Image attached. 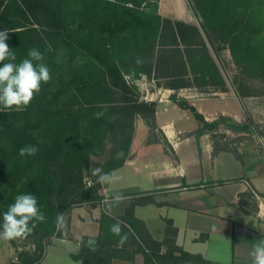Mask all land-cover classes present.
<instances>
[{"label": "trees", "instance_id": "trees-1", "mask_svg": "<svg viewBox=\"0 0 264 264\" xmlns=\"http://www.w3.org/2000/svg\"><path fill=\"white\" fill-rule=\"evenodd\" d=\"M235 1L237 0H204L201 3L205 7H202L201 4L199 6L198 0H194L193 10L196 12L198 9L203 19L201 34L198 28L187 22L163 19L157 14L156 0H58L55 8L47 7L41 14L42 21H36L38 16L34 11H39V7L46 0H0V32L6 29L8 36L13 34L17 38L14 44H10L16 55L14 62L17 64L27 58L30 49L41 51L46 45L39 34H46L48 38L52 37L56 41L60 40L61 44L66 42L69 47L70 44L65 40L70 38L74 29L79 38L77 47L71 45L74 51L66 57L67 62L76 65V69L67 68L65 76L62 74L64 65L61 62L56 63L55 44L50 42V53L43 62L50 68L51 80L42 83L41 91L27 107L28 111L0 112V223L3 213L14 203L18 194H31L28 185L31 180H35V186L40 185V188L48 182H53L63 188L62 192L66 194L65 198L57 201L50 193V187L42 193L39 188H33L32 191H37L33 195L37 198L40 211L46 217L44 222L34 221L39 234L38 243L42 238L55 232L58 213L83 201L101 199V195H93L94 192L91 196L80 195L84 187L82 169L88 164L89 158L98 156L105 145L104 142L110 141L113 150L104 170L109 173L121 166L129 155L136 117H141L151 131L156 129L154 103L139 100L138 94H135L137 86L124 77L132 72L135 76L137 75L135 72H138V75L139 72L149 75L152 70L157 69V65L155 68L151 65L153 57L150 54L151 48L157 42L156 39L158 44L164 47L162 58L156 63L166 62L168 73L175 77L167 85L174 88L187 85V82L180 78L188 73L204 85H212L211 79L220 82L218 68L202 38L204 35L209 39L208 29L214 23L218 25L221 34H227L224 40L229 39L232 42L233 39L236 41L239 35H244L248 43L258 45L262 41L260 46L264 50V25L256 23L257 15L264 18V0H241L243 3L239 11L234 8ZM151 5L153 10L149 12ZM151 17L155 18L156 23ZM48 20L54 22L55 27L45 25L48 29H41L44 25L41 23ZM161 20H166L165 24H162ZM242 20L248 21V26L238 27L239 21ZM33 21H36L40 28L33 27L31 23ZM128 27L133 29L129 31ZM170 27L172 28L168 29ZM230 51H233V47ZM136 58L144 62H141L140 66L132 67L128 61ZM52 64L56 66L55 70H51ZM2 66L0 63V67ZM126 66L135 69L127 70ZM66 78L69 82H66ZM91 86L107 92L114 86L123 91H134V96L121 98L108 95L110 97L104 99L95 95V92L91 91ZM65 99H69V102L66 103ZM35 101L44 103V108L39 110L44 112L39 113L40 119L45 115L53 117L52 114H56L55 110L62 109L68 120L63 116L53 123L43 124L39 118H33L31 108L37 104ZM179 106L190 110L201 123L197 135L213 130L222 123L235 130L242 128L241 124L229 122L230 120L224 117L207 123L193 106ZM100 111H104L105 116L96 119L94 114ZM17 114L22 116L18 118ZM29 114H33V117ZM113 115L119 118L112 121L110 118ZM30 121H33V126L40 123L41 133L36 131L30 133L27 127ZM64 134L67 135V139L74 137V140L65 139ZM40 137H44V140L39 141ZM25 145L37 146L39 156L21 157L18 150ZM118 151L124 153L121 159L115 158ZM33 162L27 176L23 171ZM85 193L90 194L91 190H86ZM100 219L103 227H108V232L110 226L117 222L104 213ZM123 219L132 225L134 221L132 205L127 209ZM122 228L125 230L123 226ZM105 236L101 234L93 237L97 241L95 252L90 251L81 242V249L73 257L80 259L83 264H109V259L116 253L112 252L113 249L104 247L105 244L108 246L110 244L104 240ZM138 236L142 239V235ZM108 237L114 235L110 232ZM89 238L84 237L82 240L87 241ZM143 240L145 246L149 248H140L139 251L145 258V264H210L202 257L188 254L176 247L174 241L168 237L162 242L153 241L148 237ZM163 245L166 249L159 253V248Z\"/></svg>", "mask_w": 264, "mask_h": 264}, {"label": "crops", "instance_id": "crops-1", "mask_svg": "<svg viewBox=\"0 0 264 264\" xmlns=\"http://www.w3.org/2000/svg\"><path fill=\"white\" fill-rule=\"evenodd\" d=\"M155 72L139 73L131 81L141 93L139 100L154 103L156 129L151 131L136 117L129 155L109 172L119 179L101 184L100 200L71 208L66 227L40 243L0 239V264H83L73 257L82 239L106 233L104 240L110 244L104 247L116 253L109 264H145L139 252L149 249L145 237L157 242L168 237L210 264H252L253 246L264 238V143L257 139L264 133L219 124L197 135L201 125L175 97L194 106L207 123L224 117L242 125L248 118L237 94L229 84V91L210 90L195 97V87L161 84ZM244 160H249L248 167ZM116 193L125 199L114 203ZM131 205L132 225L123 219ZM103 213L122 222V234L127 235L123 245L119 237H108ZM165 249L161 246L159 253Z\"/></svg>", "mask_w": 264, "mask_h": 264}, {"label": "rangeland", "instance_id": "rangeland-1", "mask_svg": "<svg viewBox=\"0 0 264 264\" xmlns=\"http://www.w3.org/2000/svg\"><path fill=\"white\" fill-rule=\"evenodd\" d=\"M202 1L204 0H200V2L198 0L199 6L201 4L202 7H205L204 4L201 3ZM256 1H259V0H256ZM57 3H58V0H46V2L41 7H39V11L38 10L34 11L35 15L38 16V19L36 21L38 20L42 21L40 20L41 14L46 11L45 9L47 7L55 8L57 6ZM156 3H157V11L161 12L160 16L162 15L161 17L163 19H166L168 21L169 20L171 21L179 20V21L187 22L188 24L198 28L201 34L203 33V29H202L203 19L199 14L200 12L198 11V9L196 10V12L193 10V7L195 5L194 0H180V5L182 6V8L179 7V0H156ZM242 3L243 2L241 0L235 1L234 8H237V10L239 11L240 5ZM152 8H153V5L149 7L148 11L151 12V10H153ZM151 18L153 22L156 23L155 18L154 17H151ZM166 20H161V23L165 24ZM36 21L31 22L33 23L32 26L35 28H40L39 25L36 24L37 23ZM247 22L248 21H245V20H242L241 22L239 21L238 27H241L242 25L248 26ZM256 23L257 25H261V24L264 25V18H262L260 15H257ZM41 24H44L41 27V29H45V30L48 29L47 26L45 25H49V26L55 25L54 22L51 23L49 22V20L48 22L43 21ZM171 28L172 27L168 29H171ZM209 28H210L208 29L209 39H207V37H205L204 35H202L203 36L202 38L204 39L207 45L211 58L213 59L215 65L218 68V71L220 73V79H219L220 82L218 83L216 79H211L212 85L211 84L204 85L203 83H200V81L197 78H195L193 75L189 73L185 77L180 78V79L181 80L184 79L187 82V85L195 87L196 90L192 91L195 97L200 96L199 93H202V95H205L207 92H210V90L212 91L217 90L218 92L229 91L230 90L229 86L231 85V87L233 88L232 90H234V92L239 97V101L244 107L246 114H247V118H248V122L242 124V128L238 130H243V129L252 130L253 132L258 133V134L264 133V50H262V46H260L262 41L258 45H254L253 43L252 44L248 43V39H246V36L239 35L236 41H234L233 39L231 42V40L229 41V39L228 41L224 40L226 39L225 37H227L226 36L227 34H221V32L218 30V25L216 23L212 24L211 27L209 26ZM132 29L133 27H128L129 31H131ZM39 35L46 42V45L40 51L43 57L45 58V60H46V56L50 53L49 49H51L49 46V43L52 42L55 44L54 55L56 58L55 59L56 63L61 62V64L64 65L63 67L64 70L62 74L65 76L64 73L67 72L68 70L67 68L76 69V65H73L71 62H67V59H66V57L69 56L70 53L74 51L73 47H77V44L79 43V40H78L79 38L77 36L78 34L76 32V29H74V33L70 35V38L65 40L70 44V47L66 45L67 44L66 42L64 44H61L60 40L56 41V40H53L52 37L48 38L46 34H39ZM165 36H167V34H165ZM16 40L17 38H15V36L12 34L11 36L9 35V39L6 41V43L12 49L10 44L11 45L14 44ZM156 41L157 42L151 48V52H150L151 56L153 57L151 65L153 66V68H155L157 65V69H156V72L154 73V77L157 78L159 83L167 84L169 82H172L175 79V77L166 73L167 64L165 61L163 62L159 61V64L156 63L158 59L161 60L162 58L161 55L163 53L162 49L164 48L162 47L161 44H158V39H156ZM180 47L182 49L183 45H181ZM231 47H233L234 54H233V51L232 52L230 51ZM128 62L130 63V65H132V67H136V66H140L141 62H144V60L136 58V59H130ZM51 66H52L51 70L56 69V66H54V64H52ZM162 68H166V69L162 70L161 72V70L159 69H162ZM126 69L133 70L135 68L128 67ZM135 74L138 75V72L137 73L135 72ZM136 76L134 75V72L124 75L125 79L130 83L132 80L134 83V81L136 80L134 78H136ZM66 82H69L68 78H66ZM71 83L74 84L75 82H71ZM57 84L58 83H55V85ZM55 87L56 86H54V88ZM111 87H112L111 88L112 90L107 92L101 89L97 90L91 86V89H92L91 91L95 92V95H97L98 97H102V98L104 97L107 98L108 95L117 96L121 98H128V97L134 96V91L132 92L123 91V90L117 89V87L116 88L114 86H111ZM135 94H138V97H140L141 93L138 88H137V91H135ZM175 99L177 100V103L179 105L192 106L188 102L182 100L180 96L178 98L175 97ZM65 102L68 103L69 99H65ZM34 103H37L36 105H34V107L31 108V110L33 111L34 117H33V114L31 115L29 114V115L30 117L40 119L39 113H44V112H39V110L44 108V103H42L41 101L39 102L35 101ZM40 105L43 107H39ZM25 110L28 111V108H26ZM55 111H56L55 112L56 114H52L53 117L48 116V115L41 117L40 120L42 121V123L50 124V123L57 121L58 118H62L64 116L62 109H57ZM17 115H18V118L22 116L19 114ZM64 118L67 119L65 116ZM196 120L199 122L197 118ZM24 124H26V122H24ZM199 125H201L200 122H199ZM27 127L30 129V130L28 129L30 133H32V131L41 133L40 130L42 128H41L40 123L38 126L36 125L33 126V121H30ZM227 127L231 128L228 125ZM64 138L67 139L66 134H64ZM38 140L39 141L44 140V137H40ZM67 140L73 141L74 137L72 139L68 138ZM256 140L257 139H255V141ZM104 144H105L104 147L99 152L100 154L98 156L90 157L88 164L82 169V174H83L82 182L84 184V187L87 188L85 189L83 187V190L81 191L82 194H80L82 196H91L92 192H94L93 195L94 194L100 195L101 184L96 182L97 177L92 175V170L95 168H101L104 171L106 169V161L113 150V145L110 141H105ZM36 155H38V153ZM244 162H245L244 167H248L249 160H244ZM33 164L34 162L31 163V166L25 167L23 173L24 174L27 173L26 175L28 176L30 172V168L33 166ZM28 185L30 186L29 191L31 192V194H33L34 192H37V191H32L34 190L33 188H39L42 193L44 192L45 189L47 190L50 187V193L54 195L57 201L61 200L62 197L64 198L66 197V194L62 192V190L64 189L59 187L53 182H48L45 185H42L40 188V185L35 186L36 185L35 180H31L28 183ZM86 190H91V193L90 194L85 193ZM91 202H94V201H91ZM83 203H88V202L83 201L79 204H83ZM76 206H73V207H76ZM71 208L64 209L63 212L61 213H64L66 217L67 214L71 211ZM37 230H38L37 227H35L33 232L29 234L28 236L23 237V238H16L13 240H8L7 242L12 243L14 242V240H16L21 243L28 244L29 242L30 243L32 242L34 244H37L38 236H39ZM0 231H2V228H0ZM1 240L5 241L3 239ZM181 264H189V263H181Z\"/></svg>", "mask_w": 264, "mask_h": 264}, {"label": "clouds", "instance_id": "clouds-1", "mask_svg": "<svg viewBox=\"0 0 264 264\" xmlns=\"http://www.w3.org/2000/svg\"><path fill=\"white\" fill-rule=\"evenodd\" d=\"M9 39L8 30L0 32V110L23 111L41 91L42 83H48L51 80L50 68L43 62L44 57L38 49H30L27 58L20 63H15L16 55L9 47L6 41ZM8 61V62H5ZM35 62V63H34ZM105 116L104 111L94 114L96 119ZM119 117L113 115L110 119L117 120ZM259 142L264 143V137L257 138ZM35 145H25L18 150L21 157L34 156L38 152ZM124 156L123 151H118L116 159ZM92 175L97 177L99 184H111L119 178L114 173L104 172L101 168L92 170ZM125 197L116 193L112 200L114 203H120ZM110 207L107 214H111ZM46 219L43 212L40 211L38 201L35 195L29 193L18 194L14 203L9 205L7 211L3 213L2 223H0V239L5 241L16 238H23L31 234L36 227L34 221L44 222ZM66 217L64 213H58L56 217V229L61 231L66 227ZM110 232L119 237V244L123 245L127 240V235L122 234V222L117 221L109 228ZM90 251L97 250V241L90 237L87 241H81ZM250 255L252 264H264V238L260 239L253 246Z\"/></svg>", "mask_w": 264, "mask_h": 264}]
</instances>
